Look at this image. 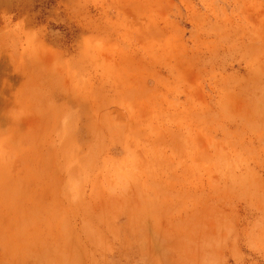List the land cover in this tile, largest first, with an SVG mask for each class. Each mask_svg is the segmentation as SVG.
I'll return each mask as SVG.
<instances>
[{
	"label": "rangeland",
	"instance_id": "rangeland-1",
	"mask_svg": "<svg viewBox=\"0 0 264 264\" xmlns=\"http://www.w3.org/2000/svg\"><path fill=\"white\" fill-rule=\"evenodd\" d=\"M0 264H264V0H0Z\"/></svg>",
	"mask_w": 264,
	"mask_h": 264
}]
</instances>
